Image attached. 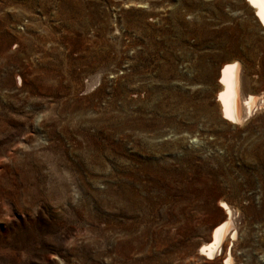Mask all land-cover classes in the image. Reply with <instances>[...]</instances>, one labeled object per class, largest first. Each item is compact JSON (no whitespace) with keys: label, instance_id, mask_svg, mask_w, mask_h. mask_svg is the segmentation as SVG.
Here are the masks:
<instances>
[{"label":"rangeland","instance_id":"rangeland-1","mask_svg":"<svg viewBox=\"0 0 264 264\" xmlns=\"http://www.w3.org/2000/svg\"><path fill=\"white\" fill-rule=\"evenodd\" d=\"M264 92L244 0H0V264H264V108L221 118V66Z\"/></svg>","mask_w":264,"mask_h":264},{"label":"bare ground","instance_id":"bare-ground-1","mask_svg":"<svg viewBox=\"0 0 264 264\" xmlns=\"http://www.w3.org/2000/svg\"><path fill=\"white\" fill-rule=\"evenodd\" d=\"M258 26L264 32V4L261 0H244ZM245 79L240 63L232 60L221 66L216 83V103L221 118L231 125H241L254 112L264 108V92L253 96L245 92ZM218 206L224 211V217L211 230L207 242L197 248V255L211 260L221 257L223 264H234V253L240 244L239 232L235 225L237 212L225 202Z\"/></svg>","mask_w":264,"mask_h":264},{"label":"snow or ice","instance_id":"snow-or-ice-1","mask_svg":"<svg viewBox=\"0 0 264 264\" xmlns=\"http://www.w3.org/2000/svg\"><path fill=\"white\" fill-rule=\"evenodd\" d=\"M250 3H255V0H250ZM261 3L264 4V0H261Z\"/></svg>","mask_w":264,"mask_h":264}]
</instances>
